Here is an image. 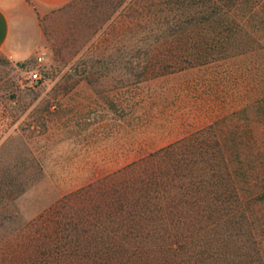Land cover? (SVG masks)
Here are the masks:
<instances>
[{"label":"rangeland","instance_id":"374dc122","mask_svg":"<svg viewBox=\"0 0 264 264\" xmlns=\"http://www.w3.org/2000/svg\"><path fill=\"white\" fill-rule=\"evenodd\" d=\"M193 1L182 43L176 0L21 20L25 50L0 49V264L135 246L141 264H264V0ZM176 141L179 181L127 188L128 165Z\"/></svg>","mask_w":264,"mask_h":264},{"label":"trees","instance_id":"16d2710c","mask_svg":"<svg viewBox=\"0 0 264 264\" xmlns=\"http://www.w3.org/2000/svg\"><path fill=\"white\" fill-rule=\"evenodd\" d=\"M110 0H70L63 6L74 7L82 3H86L89 8L98 10L104 3ZM125 0H117V7L120 6ZM150 0H129L127 3V10L130 12L128 15H135L140 17L143 13V8L146 7ZM193 0H176V3L180 4V9L182 12L179 17L170 24L172 33H166V36L172 38V41L176 40L180 43L185 42L184 39H189L188 29H184L187 25L190 26L193 17L190 15V12L187 9L191 8ZM184 9V10H183ZM117 10L114 8L112 12L107 15L106 19L111 17L113 13ZM187 11V12H186ZM204 13V12H203ZM202 13V14H203ZM127 14V13H126ZM202 19L206 20L207 18L202 15ZM188 37V38H187ZM156 38V37H155ZM181 141H176L171 144H168L164 147H161L157 150L152 151L148 155L142 157L138 161H133L128 165V172H130V177L128 178L127 188L136 192H142L149 190L147 194L149 196L157 195L163 190L165 184L174 185L175 181H179L178 172H176V165L179 162V156H177L178 145ZM182 175V174H181ZM187 177V174H184ZM179 179V180H178ZM130 192V190H129ZM184 201L183 199H181ZM187 201V200H186ZM134 203V201H132ZM172 218H170L171 220ZM160 241V240H159ZM159 245V242H155ZM155 245V247H158ZM122 246H120L121 248ZM123 250V251H122ZM118 249L111 250L110 253H113L114 264H132L137 258L136 264H141L142 260L147 255V250L142 248H121L122 252L116 253ZM116 253V254H115ZM119 256V257H117ZM116 259V260H115ZM112 260V259H111ZM260 264L262 263L259 260ZM158 264H165L163 259Z\"/></svg>","mask_w":264,"mask_h":264},{"label":"crops","instance_id":"0c3cea01","mask_svg":"<svg viewBox=\"0 0 264 264\" xmlns=\"http://www.w3.org/2000/svg\"><path fill=\"white\" fill-rule=\"evenodd\" d=\"M70 0H0V49L19 54L27 47L20 38L21 20L30 16L34 23L38 14L59 7Z\"/></svg>","mask_w":264,"mask_h":264},{"label":"built area","instance_id":"2783aa9c","mask_svg":"<svg viewBox=\"0 0 264 264\" xmlns=\"http://www.w3.org/2000/svg\"><path fill=\"white\" fill-rule=\"evenodd\" d=\"M40 79V74L37 71H33L30 74V80L32 83H36Z\"/></svg>","mask_w":264,"mask_h":264}]
</instances>
